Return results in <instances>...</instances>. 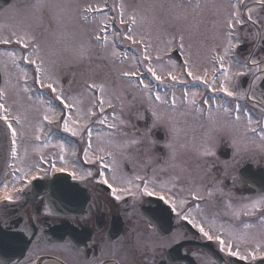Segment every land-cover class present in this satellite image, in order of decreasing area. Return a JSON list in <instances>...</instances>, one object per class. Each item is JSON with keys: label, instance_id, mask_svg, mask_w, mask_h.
Returning <instances> with one entry per match:
<instances>
[{"label": "snow or ice", "instance_id": "obj_1", "mask_svg": "<svg viewBox=\"0 0 264 264\" xmlns=\"http://www.w3.org/2000/svg\"><path fill=\"white\" fill-rule=\"evenodd\" d=\"M32 11L41 18L47 11L59 27L76 25L82 38L71 48L52 43L39 18L6 33L0 27V138L7 145L0 203L15 204L26 191L39 195L36 182L51 178L43 200L48 214L59 211L67 207L57 198L67 173L107 186L118 202L155 197L165 206L162 221L172 213L181 228L195 230L193 239L247 264L264 261V189L255 197L226 191L227 173L205 184L175 163L189 150L178 127L188 116L207 125L198 157L216 156L217 135L234 158L253 149L264 156V0H35ZM68 52L65 67L81 76L78 89L66 88L74 81L58 70ZM94 58L106 73L78 71ZM156 129L165 134L159 158ZM186 239L177 232L166 244ZM31 256L24 264H34ZM0 264L20 262L0 250Z\"/></svg>", "mask_w": 264, "mask_h": 264}, {"label": "flooded vegetation", "instance_id": "obj_2", "mask_svg": "<svg viewBox=\"0 0 264 264\" xmlns=\"http://www.w3.org/2000/svg\"><path fill=\"white\" fill-rule=\"evenodd\" d=\"M134 123L143 128V121L134 120ZM178 127L180 140L189 145V150L182 151L175 163L187 169L197 182L211 184L215 178L224 179L227 173L226 191L250 197L258 194L254 188L236 182L237 172L248 163L254 169L264 170V166L249 162L247 154L243 158H234L231 147L219 135L216 136L218 142H215L216 156L198 157L195 149L204 143L207 125L195 118H180ZM154 136L160 142L154 155L158 158L166 156L160 147L165 139L163 130H154ZM6 148V143L0 138V169L4 167L2 157ZM225 150L229 152L222 160L219 152ZM145 159L141 155L136 162ZM49 180L36 182L39 195L26 191L15 204L0 203V231L3 233H0L3 237L0 250L14 254L20 264H24L30 253L34 264L57 261L59 264H185L181 259L183 256L190 257L195 264H203L202 258H210L215 264H247L220 253L213 243L193 239L195 230L189 225L181 228L174 214L167 213V218L162 221L160 210L165 206L155 197H144L133 206L130 197H126L127 203L115 201L110 192L95 181L88 183L70 179L71 183L74 181L85 190L88 199L76 197L71 203L63 202L67 207L48 214L47 208L51 205L45 204L43 197L46 192L42 189L50 185ZM177 232L188 236L181 243L190 244L172 251L176 245L170 248L166 241ZM154 241L164 246L153 250L151 245ZM199 243H207L210 251L199 248ZM63 244L68 246L62 247ZM23 249V254L18 257ZM256 264H264V261L258 260Z\"/></svg>", "mask_w": 264, "mask_h": 264}, {"label": "rangeland", "instance_id": "obj_3", "mask_svg": "<svg viewBox=\"0 0 264 264\" xmlns=\"http://www.w3.org/2000/svg\"><path fill=\"white\" fill-rule=\"evenodd\" d=\"M21 1H18L17 3H21ZM177 2H183V3H188V0H177ZM16 7L15 5L10 7V8H14ZM11 12L7 13V20L9 18V16H13V20H8L7 24H5L6 28L8 26H13L15 25V21H24L23 17L19 14V18L15 17L14 14H10ZM48 17L47 20L45 21V23L43 24V28L42 29H46L47 31V37L49 39L50 42L55 43L57 40L60 41V46L64 47L67 46L69 48H71L73 45H75L81 38H82V33L80 31V29L70 23V22H66L65 25L63 27H59L57 25V23L51 18L50 14L47 13ZM5 20V19H4ZM3 27V26H1ZM41 26L38 28L40 29ZM247 50L245 51L246 54ZM71 55L70 52L65 53L64 54V58H62L59 63H58V70H60L62 72V74L65 76L66 79L74 81L71 84H65L66 88H70V89H78L80 86V81H81V76L78 74L75 77H72L69 69L67 67H65V60L67 58H69ZM78 71H87L89 74H99V75H103L104 73L107 72V69L104 67L103 62L97 60V59H93V62L88 65L86 68L82 69V70H78ZM138 106V105H137ZM255 150V149H253ZM23 151V149H21V152ZM47 151V150H46Z\"/></svg>", "mask_w": 264, "mask_h": 264}]
</instances>
